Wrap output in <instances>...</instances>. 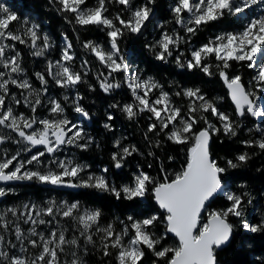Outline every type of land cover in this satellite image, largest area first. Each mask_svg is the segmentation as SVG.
<instances>
[{
    "label": "snow or ice",
    "instance_id": "6c2138e0",
    "mask_svg": "<svg viewBox=\"0 0 264 264\" xmlns=\"http://www.w3.org/2000/svg\"><path fill=\"white\" fill-rule=\"evenodd\" d=\"M50 3L58 5L57 10L65 14L67 23L79 29L95 27L106 34L108 47L93 40L82 41L81 47L107 70L96 76L103 92L109 93L124 84L131 93L130 103L111 107H119L129 120L141 113L150 114L148 133H163L172 143L186 145V159L172 176L163 166L160 177L138 168L131 174L129 183L117 184L108 177L107 167L96 173L89 171V165L72 158L56 157L55 153L65 145L87 149L92 137L85 134L79 123L67 118L61 100L47 97L48 78L61 89H73L85 82L89 61L83 60L79 70L76 69L73 43L65 35L60 58L48 60L45 71L34 73L40 85L35 87L22 66L17 44L34 49L32 55L41 57L51 47L50 38L47 33H41L39 23L28 19L18 28L11 27L20 17L0 3V129L10 130L8 134L0 133V144L11 139L30 146L25 151L38 145L44 148L27 159H19V151L12 155L5 151L0 155V182L35 181L94 189L117 200L129 201L150 193L163 210V216L154 213L136 219L130 215L127 222L119 221L121 227L117 230L114 223L101 226V210L83 207L79 201L52 199L43 204L29 202L5 208L0 210V264H84L79 253L83 250L87 254V245H96L94 235H99L100 250L105 257L114 254L115 264H143L146 250L155 257L153 264H218L217 249L231 242L236 229L231 217L237 218L239 226L248 232L264 233V219L258 223L245 219V205L252 203L251 194L226 191L223 183L229 168L247 164L254 153L240 151L222 167L211 152L214 135L236 137L241 129L239 121L218 106L217 102L224 98H209L199 87L178 86L174 94L165 91L152 77L143 78L121 52V38L126 33L142 34L151 22L156 0H50ZM112 4L121 6L114 15L109 9ZM257 5H264V0H174L170 6L171 22L180 26L185 35L166 29L168 22L161 23L157 25L161 30L159 37L146 46L154 52L156 60L168 63L171 58L180 68L198 69L209 77L218 75L228 90L235 117L264 118V9L258 16H244L239 30L209 36L198 47L187 49V55L181 51L182 45L201 28L227 16L240 18ZM233 62L246 64L249 69L258 67L247 86L241 75L229 74ZM118 75L123 77L122 81L116 79ZM12 86L19 90V95L11 90ZM153 93H157L154 98ZM173 95L185 98L187 103L176 104ZM45 99L49 116L40 118L37 111L44 106ZM80 99L77 93L72 101L73 110L87 118L89 113L80 105ZM68 100L69 96L64 95L63 101ZM17 105L27 107L30 114L17 112L14 107ZM108 119L113 117L109 115ZM201 123L203 126L197 129ZM104 127L110 129L111 125ZM248 131L257 133L258 138L240 143L264 153V126L256 124ZM156 144L159 147L160 142ZM115 147L118 151L111 158L117 169L123 167L126 157L138 151L135 146L121 145L119 140L115 141ZM45 154L52 156L47 165L42 159ZM34 164L39 167H29ZM239 187L243 189L245 185ZM11 191L14 189L0 187V197ZM220 194L227 205L209 210V203ZM61 220H70L72 224L65 226ZM160 222L166 226L164 236L171 233L177 238L174 246L163 245L164 236L158 237L152 230ZM22 224L30 226L25 230ZM42 225L47 226L45 230H38ZM69 228L74 233L71 238L67 235Z\"/></svg>",
    "mask_w": 264,
    "mask_h": 264
},
{
    "label": "trees",
    "instance_id": "16d2710c",
    "mask_svg": "<svg viewBox=\"0 0 264 264\" xmlns=\"http://www.w3.org/2000/svg\"><path fill=\"white\" fill-rule=\"evenodd\" d=\"M11 3L12 11H14L19 17V22H13L11 27L18 28L21 21L25 17L36 16L40 22V27L46 30L52 41H58L60 35H67L69 40L73 43V50L76 53L75 64L88 60L87 65L89 71L85 75L84 83H81L75 87L74 93H79L81 99L80 105L89 113L91 124L87 126V130L93 136L94 142L89 145L87 149L77 148L78 157L84 164L96 167H107L109 169V177L116 183L127 180L126 175L129 169H143L154 177L162 176L160 172L161 166L169 174L174 175V172L179 171L181 165L186 159V145H176L167 140L166 136L161 133H148L147 125L150 122L148 120V113H142L135 119L129 120L126 115L120 110L119 107H112L111 116L113 119L109 120L106 114L107 105H120L122 106L128 99L127 89L124 84L118 89H114L109 93L103 92L99 87L96 76L98 72H107L99 61L95 57L87 52V50L81 47V42L84 40H97L101 37L106 44L108 38L103 31L96 29L95 27L88 29H79L78 26L69 24L64 19L65 14L58 11V5L50 3V0H5ZM174 0H156L154 7V15L151 22L143 30L142 34H131L121 38L119 45L122 54L127 56L129 53V61L133 63L136 68L141 71L142 75H151L155 77L160 84L164 86L165 91L175 93L179 90L178 86L182 87H199L203 92L207 93L209 98L223 97L224 99L219 101L223 111L230 110V115H233L235 119L241 124V129L236 137H227L223 133L214 135L211 142V152L213 158L219 163H225L223 157L234 160V157L240 151H248L254 153L253 158L245 165L239 168L231 169L225 173L227 180L232 182V185L241 184L245 185L243 189L238 187L240 191H246L251 194L252 200L256 204L257 208L262 212L264 218V153L258 148H245L240 141L244 139H253L257 136L255 132H252L251 136H247L250 127L253 125L254 120L246 115L245 117H235L234 109L230 104L227 97L226 90L218 75L211 77L204 75L198 69L189 71L186 68L178 67L174 60L170 58L168 63L155 59V54L146 45L154 42L159 37L160 28L157 26L161 23H165V27L168 30L176 28L177 32L181 35H185L180 26L172 23V13L170 6ZM121 8L118 4L109 5L110 13L115 14ZM158 22V23H157ZM237 25L236 20L223 18L220 21L213 22L212 24L201 28V30L191 38L188 44L200 45L205 42L209 36L215 35L217 32L224 31ZM74 27L77 31H74ZM17 50L21 53L22 66L25 69L26 75L32 80L33 85H39L36 82L34 73L43 72V58L32 55L33 49L26 45L17 44ZM46 68V67H45ZM79 70L78 67H76ZM215 71V70H213ZM229 74H239L242 77L243 82L247 86L250 79L253 77L251 70H248L245 64L239 62H233L232 67L229 69ZM49 79V78H48ZM117 80H123L122 76L116 77ZM91 85V87H89ZM19 95V90L12 86L11 89ZM178 100L180 104L185 102L181 100V97L173 95V99ZM218 103V105H219ZM22 107V105H17ZM68 109L67 106H65ZM104 122L111 125V128H105ZM203 124L197 126L202 127ZM120 128L126 132L129 136L121 143H129V146H135L138 151L133 152L131 156L126 157L123 162V167L117 169L112 161V153L115 150L112 134L115 133L116 128ZM247 130V133H246ZM147 133V136L145 135ZM6 141V146L11 149H15L12 142ZM159 141V147L156 142ZM10 150H8L9 152ZM11 154V152H9ZM152 153V155H149ZM171 157L172 159H169ZM129 163L133 165V168H126L125 164ZM226 166V165H225ZM91 169V170H92ZM90 170V171H91ZM94 171V169L92 170ZM14 191L9 192L4 198L11 200H23L25 198L37 199L44 196V193H51L50 191H60L58 186H52L47 184H40L35 181L18 183L13 186ZM69 198H76L82 204L92 206L95 209H100L102 217L100 220L101 226H106L109 223H114L116 226L119 220L116 218L125 219L128 214L136 217H141L142 213H163L159 211L156 204L153 201L151 194L145 197L144 201L139 198H134L129 201L126 199L117 200L109 193L99 192L94 189L87 188H74L71 190L63 189ZM29 195V196H27ZM13 202V203H14ZM227 205V202L221 197L217 196L209 207L221 208ZM249 216V221L252 223H258V218ZM248 219V218H247ZM65 226H70L72 221L61 220ZM70 231V230H69ZM78 235V232L75 233ZM69 238V232L67 233ZM96 242L99 240L94 235ZM81 238V244H83ZM87 254L80 251L82 260L88 264H113L112 256L105 257L100 250L99 242L95 246L87 245ZM155 258H149L150 264L153 263ZM218 264H264V233H251L241 232L235 230L233 238L229 244L224 248L217 251Z\"/></svg>",
    "mask_w": 264,
    "mask_h": 264
},
{
    "label": "rangeland",
    "instance_id": "374dc122",
    "mask_svg": "<svg viewBox=\"0 0 264 264\" xmlns=\"http://www.w3.org/2000/svg\"><path fill=\"white\" fill-rule=\"evenodd\" d=\"M90 2H94V0H90ZM0 3H3V0H0ZM10 9H11V4L10 3H5ZM262 9H264V5H257V6H253L252 7V9H250V10H246L245 11V13L244 14H242V16L244 15V16H248V17H251V16H258V15H260V14H262V12H261V10ZM241 16V17H242ZM228 17H231V16H228ZM25 20V18L23 19V21ZM28 20L29 21H34V22H36V23H38V19L36 18V16H34V17H31V18H28ZM23 21H22V23H23ZM246 22V21H245ZM173 30V29H172ZM174 30L176 31V29L174 28ZM239 30V29H238ZM96 42H98V43H101V44H103V45H105V47H108V44L106 43H104V40H103V38L101 37L100 39H97V40H95ZM38 43H40V44H42V41H39ZM50 44H51V47H49L48 49V51L46 50V52H45V55L44 56H41V58H44V62H45V64L47 63V61L48 60H53V61H55V60H57V59H59L60 58V52H61V49L64 47V44H65V41H64V37H61L60 38V40H59V42L58 43H51L50 42ZM195 47H198V46H195ZM54 48H55V50L56 49H58L57 50V53H55V51H54ZM189 48H194L192 45H186V43L185 44H183L182 45V47H181V51H185V53H186V55L188 54L187 53V49H189ZM57 54V55H56ZM57 56V57H56ZM80 63L81 62H78L77 63V65H75V67L77 66L78 68H79V65H80ZM130 63V62H129ZM131 64V63H130ZM132 65V64H131ZM133 66V65H132ZM246 67H247V65H246ZM133 68L135 69V67L133 66ZM247 69L248 70H251V72H252V74H253V76H255L256 75V72L258 71V67H254V68H252V69H249L248 67H247ZM117 77H120L119 75L117 76ZM123 78V77H122ZM252 80V78L250 79V81ZM49 81H50V83L52 84V88H55V89H59V91H58V94H59V97H58V95L56 94V93H53V94H47V97L48 98H56V99H58V100H63V96L64 95H68L69 96V100L67 101V102H65V104H66V106L68 107V109H66L65 108V113L66 114H68V116H67V118L69 119V120H71V121H73V122H76V123H79L80 124V126L83 128V130H84V132H85V134L87 135V136H91L92 137V143H93V136L92 135H90L89 133H88V130L87 131H85V123L86 124H88L89 123V117H87V118H85V117H83L80 113H76L74 110H73V103H72V101L73 100H75L76 99V94H74V92H73V89H61V88H59L58 86H56L53 82H52V80H51V77H49ZM248 84H249V82H248ZM247 84V85H248ZM126 86V85H125ZM126 89H127V86H126ZM127 94H128V99H127V101L124 103V104H126V103H130L131 102V93L128 91V89H127ZM157 93H153V98L155 97V95H156ZM181 100H183L185 103L184 104H186L187 103V101L185 100V98H183V97H181ZM173 101L176 103V104H178V105H180V103L178 102V100H177V98L176 99H173ZM219 102V101H218ZM183 104V103H182ZM44 105H46L47 106V99H45V103H44ZM123 106V105H122ZM112 107L110 106V105H107L106 106V108H105V110H106V114H107V116L111 113V109ZM39 111H42V109H39ZM49 114V112H48V110L47 111H45L44 113H38V117H40V118H44V117H46L47 115ZM142 114V113H141ZM111 115V114H110ZM253 118H255L256 119V123H255V125L256 124H261L262 126H264V118H262V117H253ZM213 119V123H216V121H215V119L214 118H212ZM107 124V123H106ZM0 133H3V134H8L9 132L7 131L6 132V130H4V129H1L0 130ZM246 133H247V130H246ZM257 134V133H256ZM252 135V133L251 134H248L247 136L249 137V136H251ZM12 136H13V134H12ZM129 135L127 134V137H128ZM13 138H15V137H13ZM112 138H113V142H114V146H115V141L116 140H119L120 142L125 138V135L123 134V131L120 129V128H116V131H115V133H113L112 134ZM255 138H258V136H256ZM12 142V144H16V145H14V147H15V149H12V150H10L9 152H11V154L8 152V154L9 155H12V154H15L16 152H20V157H19V159H27V158H30V156L31 155H33V154H35L37 151H41V150H37L36 152H31V153H29V151H25L24 149H25V147H30V146H27L26 145V143L25 142H23V141H21V143H19V144H17V143H14L13 142V140L11 141ZM83 142V141H82ZM121 145H123V146H125V147H128L129 146V143H127V142H125V143H121ZM4 145H2V144H0V147H3ZM4 148H6V149H2V148H0V155H2L5 151H7V150H9V148L8 147H4ZM73 148L75 149V148H78V147H76L75 145H65V146H62V148L60 149V151H58L57 153H55V156L56 157H58V158H60V159H64V158H72V159H74L75 161H77V156L75 155V153H74V151H72L73 150ZM116 151H118V149L115 147V150H114V152H116ZM28 152V154H25V153H27ZM25 154V156H23ZM50 159H52V156H49L45 161L46 162H44V164L45 165H47V163H48V161L50 160ZM222 160H224L225 161V163H219L220 164V166H222V167H225V165H226V161L227 160H231L230 158H226V157H223V159ZM77 162H79V163H81L80 161H77ZM34 166L35 167H32V168H36V167H39L38 165H35L34 164ZM125 166H126V168H133V166H134V164L133 165H130L129 163H126L125 164ZM31 167V166H30ZM91 168V167H90ZM103 168H105L104 166L103 167H101V168H99L98 166H96V167H94V172H96V173H99ZM138 169H135V168H133V169H129V172H128V174L126 175V179L127 180H125L124 182L122 181V182H120L119 184H125V183H129L130 182V176H131V174L134 172V171H137ZM175 173V172H174ZM83 175V174H82ZM108 175V174H107ZM225 175V174H224ZM108 177H109V175H108ZM110 178V177H109ZM223 183H224V185H225V190L226 191H232V192H241L240 191V189L238 188L239 186L238 185H232V182L231 181H229V180H224L223 181ZM118 184V183H117ZM12 189H14V188H12ZM244 192H246V191H244ZM44 195V197L43 198H41V201L44 203V202H46V201H49V200H52V199H55V197H54V195H51V194H43ZM27 196H29V195H27ZM220 196L226 201V199L224 198V195L223 194H220ZM141 201H144L145 200V197L144 198H139ZM26 200H28V202L26 201ZM26 200H23L22 201V204H20L19 206H21V205H23L24 203H29V202H33V203H36L37 204V201H32V199H26ZM71 202H73V200L72 201H69V203H71ZM227 202V201H226ZM228 203V202H227ZM209 206H210V204H209ZM13 207V206H12ZM14 207H17V206H14ZM83 207H87V208H91V207H88V206H83ZM5 208H7V207H5ZM4 208V209H5ZM215 207H209V210H211V209H214ZM91 209H95V208H91ZM0 210H3V209H0ZM151 214H154V213H142V215H141V217H136V216H133V217H136V219H142V218H144L145 216H147V215H151ZM158 214V213H157ZM161 216H163V214L161 215ZM249 216H251L252 218L251 219H253V218H258V220H261V219H264L263 218V215H262V212L257 208V206H256V204L254 203V200H252V203L251 204H246L245 205V219H247L248 221H249ZM117 219V218H116ZM118 220V219H117ZM122 220V219H121ZM121 220H119V221H121ZM123 221H125V222H127L126 221V219H124ZM230 222L231 223H233L234 225H236V229L235 230H240L241 232H248V231H246V230H244L243 228H241L240 226H239V223H238V220H237V218H235V217H231L230 218ZM250 222V221H249ZM250 223H252V222H250ZM24 226H26L24 229L26 230L30 225H24V224H22V227H24ZM47 226L46 225H42V226H40V228H39V230L40 231H44L45 230V228H46ZM116 227V229L117 230H119L120 229V227H121V225H120V223L118 222L117 223V225L115 226ZM165 224L164 223H162V222H160V223H158L152 230L154 231V232H156V234H157V236L159 237V236H164V232H165ZM73 231V230H72ZM97 238H98V236L99 235H95ZM94 238V237H93ZM97 242H99V245H100V241L98 240ZM161 243L163 244V245H165V246H174L176 243H177V240L175 239V238H172V237H169L168 235H166V236H164V238L161 240ZM113 251V253H115V250H112ZM63 258V257H62ZM149 258H155L153 255H152V253L151 252H148L147 250H146V255H145V258H144V260H143V264H150V262H149ZM112 263L113 264H115V257H114V254H113V256H112ZM84 262V264H88L87 262H85V261H83ZM151 264H153V263H151Z\"/></svg>",
    "mask_w": 264,
    "mask_h": 264
},
{
    "label": "water",
    "instance_id": "95a60500",
    "mask_svg": "<svg viewBox=\"0 0 264 264\" xmlns=\"http://www.w3.org/2000/svg\"><path fill=\"white\" fill-rule=\"evenodd\" d=\"M225 86V85H224ZM225 88H226V86H225ZM227 89V88H226ZM231 101V100H230ZM232 103V102H231ZM233 104V103H232ZM21 182H24V181H12V182H0V185H14V184H17V183H21ZM210 204V203H209ZM158 206V205H157ZM161 210V209H160ZM163 211V210H162ZM168 235H170V236H173V237H175L174 236V234H171V233H168ZM176 238V237H175ZM177 239V238H176ZM226 246V245H225ZM225 246H223V247H225ZM222 247V248H223ZM222 248H220V249H222ZM220 249H217V250H220Z\"/></svg>",
    "mask_w": 264,
    "mask_h": 264
},
{
    "label": "flooded vegetation",
    "instance_id": "af4514ba",
    "mask_svg": "<svg viewBox=\"0 0 264 264\" xmlns=\"http://www.w3.org/2000/svg\"><path fill=\"white\" fill-rule=\"evenodd\" d=\"M26 200V199H25ZM23 201V200H22ZM21 201V202H22ZM27 201V200H26ZM38 201H40V199L38 200ZM14 202V200H11V199H8V198H1V200H0V209H1V206H4L5 204H12Z\"/></svg>",
    "mask_w": 264,
    "mask_h": 264
},
{
    "label": "bare ground",
    "instance_id": "6f19581e",
    "mask_svg": "<svg viewBox=\"0 0 264 264\" xmlns=\"http://www.w3.org/2000/svg\"><path fill=\"white\" fill-rule=\"evenodd\" d=\"M211 142H212V141H211ZM211 202H212V201H211ZM211 202H210V203H211Z\"/></svg>",
    "mask_w": 264,
    "mask_h": 264
}]
</instances>
